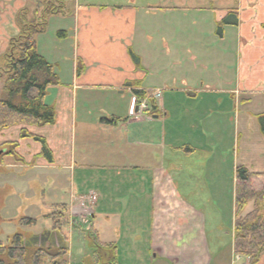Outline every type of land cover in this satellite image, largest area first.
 I'll return each instance as SVG.
<instances>
[{"label":"crops","instance_id":"1","mask_svg":"<svg viewBox=\"0 0 264 264\" xmlns=\"http://www.w3.org/2000/svg\"><path fill=\"white\" fill-rule=\"evenodd\" d=\"M25 5V0H0V57L17 32L15 16ZM51 18L68 23L58 32L63 33L64 41L72 43L69 81H62L59 69L58 73L55 70L60 86L49 89L45 97L46 100L50 91L53 93L50 105L56 122L44 127L13 126L0 133V144L17 142L15 164L29 169H34V164L72 171L90 167L85 171L91 173V178L97 175L120 178L115 191L117 201L106 196L104 204H98L99 194L91 191L86 196H70L69 204L65 205L67 228L79 230L80 237L83 236L80 231L91 229L100 243L110 246L109 250H102L105 264H110L112 257L116 264L120 239L130 242L131 251L137 253L136 264H156L159 260L211 264L203 242L202 214L174 190L175 184L188 181L187 170L183 169L185 161L200 154L191 147L187 136L176 143L172 138H177L181 129L192 130L196 124L191 119L169 122L168 111L155 105V98L153 107L147 105L141 115L131 117V101L132 97L138 98L135 93H153L157 89L176 94L195 92L196 87L209 94L228 95L235 91L238 96L246 95L241 104L255 96L262 97L259 114L264 117V0H72L66 16ZM224 19L236 24L224 25L218 31ZM61 47L55 42L54 56ZM51 65L55 68L54 63ZM92 97H102L100 101L105 102L107 110L99 107V115L90 117L88 104ZM218 103H222L221 99ZM185 112L188 111L181 110ZM101 119H113L115 123H102ZM249 127L257 137L250 143L246 139ZM21 129L45 139L52 163L38 156L40 144L18 139ZM90 129L101 138L102 154L93 164L89 161L91 157L81 155L76 164L69 147L78 135L86 138ZM236 135L241 146L253 148L257 144L260 149L257 153L264 156V133L259 134L256 119H243ZM160 148L168 149V159L159 154ZM107 160L114 163L108 164ZM240 166L246 167L242 164L235 169ZM90 196L95 200L91 201ZM78 211L91 213L85 229L80 226L71 229L69 225L70 215ZM104 225L113 231L107 243L99 239L98 229ZM184 238L186 243L176 245L175 241L185 242ZM141 242L145 245L139 249L137 244Z\"/></svg>","mask_w":264,"mask_h":264},{"label":"rangeland","instance_id":"2","mask_svg":"<svg viewBox=\"0 0 264 264\" xmlns=\"http://www.w3.org/2000/svg\"><path fill=\"white\" fill-rule=\"evenodd\" d=\"M59 20L58 18L49 19L45 32L36 36V51L39 55L42 54L48 63H54V70L57 72L59 69L62 81L65 80V83H68L69 68L72 64V43L68 39L64 41L55 37V33L64 29L68 24ZM55 42L62 44L60 55L57 53L56 56L53 55L52 49ZM194 89L197 91L187 94H176L166 89L152 90L156 92L155 94L158 93L155 97V105L164 106L170 115L169 122H184L191 119L196 124L192 130L181 129V132L177 133V138H172V142L176 143L177 140L181 141L187 136L191 147L197 154H200V157L195 155L193 159L185 161L183 169L189 172H185L186 175H189L188 181L182 182L185 184L181 182L178 185L175 184L174 190L176 195L188 203L192 209L201 212L205 238L203 242L211 258V264H248L244 258L236 257L233 254L231 245L237 185L235 166L243 164L247 170L264 175V156L262 153H257L260 150L257 144L253 148L246 145L241 146L242 142L240 138H237L236 129L239 124L241 127L243 126V119H256L259 134L263 135L261 127L264 125L262 122L264 120L263 116L259 114L262 97L255 96L241 104V100H245L246 95L238 96L235 91L225 95L223 93H205V91L199 90V87ZM48 95L45 100L46 105H50L53 101V93L50 91ZM114 98L118 99L117 96ZM128 98L129 96L126 97V99ZM101 99L103 98L92 97L88 104L92 112L90 117L99 115L97 114L99 107L107 110L105 102L100 101ZM220 99L222 103H218ZM142 104L144 103L142 102ZM181 110L188 112L181 113ZM166 114L164 113V115ZM250 128L246 131L248 133L246 139L249 143L252 139L257 138L250 132ZM204 132H206L205 137L202 136ZM82 133L84 135L85 132ZM86 135V138H79L80 135H78L76 142L69 147L72 161L76 164H78V158L81 155L86 158L91 157L89 161L93 164L96 158L102 154L100 150L103 147L99 144L101 140L99 134L90 129ZM82 139H86V142L82 143ZM158 150L159 154H164L166 159L170 157L167 148L165 151L161 148ZM107 154H114V152ZM205 156L207 157L205 158ZM107 163H114V161L107 160ZM164 163L166 166L169 165L167 161ZM33 166L34 169H29L28 166L17 165L15 159L11 157L4 158L0 164V244L2 245H5L6 237L12 235L40 238L43 232L50 231L52 221L47 216L56 212L54 206L68 205L70 196L71 198L77 195L86 196L91 191H95L99 194L98 204H104L106 196L110 200H118L115 191L120 178L116 179L114 175L107 177L97 175L91 178V173L88 174V171H85L92 169L90 167L84 171H80L81 169L78 168L72 171L69 168H41L37 164ZM110 189L112 191H109ZM79 212L70 215L72 218L71 229L74 226L85 229L89 225L87 216ZM26 219L34 220V223H30ZM98 230L100 241L109 242V236L113 235L112 227L108 228L104 225L100 226ZM61 231L68 243V251L64 256L66 264L106 263L103 252L93 246L91 239L80 237L79 230L77 234L64 225ZM80 233L82 232L80 231ZM121 237L123 238V236ZM185 240L186 238L183 241ZM117 243L116 264H130L131 261L132 264H136L134 257L137 253L131 251L130 242L125 240L121 242L120 239ZM175 243L180 246L186 241H175ZM144 245L145 243L141 242V244H137V247L142 249ZM0 261L5 264L10 263L5 255H0ZM156 264L174 263L170 260H159ZM256 264H264V255L259 258Z\"/></svg>","mask_w":264,"mask_h":264},{"label":"trees","instance_id":"3","mask_svg":"<svg viewBox=\"0 0 264 264\" xmlns=\"http://www.w3.org/2000/svg\"><path fill=\"white\" fill-rule=\"evenodd\" d=\"M25 1V7L15 16L17 32L8 40L6 51L0 57V133L13 126L44 127L56 122L53 107L46 105L44 100L48 90L60 86V83L54 66L37 53L35 38L45 32L51 17H63L69 13L72 0ZM235 24L236 21L224 19L218 25V31L224 25ZM56 37L62 39L64 35L57 32ZM132 59L137 60L134 56ZM135 95L139 99H148L149 106L153 107L154 99L149 97V93L138 92ZM100 121L115 123L113 119ZM261 131L264 133V125ZM25 138L40 144L38 156L52 163V153L44 138L21 129L18 139ZM17 147V142L2 144L0 164L5 157L18 161L15 153ZM235 174L237 185L232 225L233 252L236 256L246 258L248 264H256L264 255V175L248 174L241 166L236 168ZM256 177L262 179L258 180ZM54 207L56 212L47 216L52 221V229L43 232L40 238L16 234L6 237L5 245L0 244V255H5L9 264H66L64 256L68 251V243L61 231L62 226L67 224L66 206ZM26 220L34 223V220ZM82 234L92 240L97 250L110 249L109 245L98 241L91 229ZM111 260L110 264H113L114 257ZM0 264L5 263L0 261Z\"/></svg>","mask_w":264,"mask_h":264},{"label":"built area","instance_id":"4","mask_svg":"<svg viewBox=\"0 0 264 264\" xmlns=\"http://www.w3.org/2000/svg\"><path fill=\"white\" fill-rule=\"evenodd\" d=\"M133 106H134V102H133ZM133 106H132V109H131V115H134V113H133ZM143 107H144L143 105H139L138 106V113H140V111L142 110ZM91 199L93 200L94 198L92 197Z\"/></svg>","mask_w":264,"mask_h":264}]
</instances>
